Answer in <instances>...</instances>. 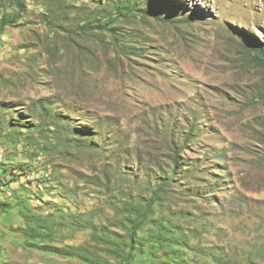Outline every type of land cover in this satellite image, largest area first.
Segmentation results:
<instances>
[{
  "label": "rangeland",
  "instance_id": "rangeland-1",
  "mask_svg": "<svg viewBox=\"0 0 264 264\" xmlns=\"http://www.w3.org/2000/svg\"><path fill=\"white\" fill-rule=\"evenodd\" d=\"M23 2L0 44V167L50 177L0 185V264H85L28 245L16 203L124 233L114 206L173 174L156 216L188 234L181 264H264V0Z\"/></svg>",
  "mask_w": 264,
  "mask_h": 264
},
{
  "label": "trees",
  "instance_id": "trees-1",
  "mask_svg": "<svg viewBox=\"0 0 264 264\" xmlns=\"http://www.w3.org/2000/svg\"><path fill=\"white\" fill-rule=\"evenodd\" d=\"M7 1L13 2L19 10L5 12ZM129 2L119 4L116 6L117 10L122 14L130 7ZM25 9L23 0H0V44L4 43L2 36L5 34L6 28L22 19ZM93 19L95 20V18ZM108 20L105 24L111 27L114 22L113 18ZM257 45L256 43L253 46V53L256 57L264 60L263 47L259 46L258 48ZM257 97L264 100V85L258 90ZM39 103L43 109H46L45 103L42 101ZM69 134L73 139H76V136H82L73 130H70ZM33 163L31 161L22 162L17 165L16 169L13 167L10 171L7 169V165L10 163L4 162L2 165L5 167H0V185L4 188L11 187L12 183H23V181L33 184L37 180L47 181L50 177V172L47 169L43 170L42 178L36 177L33 181L25 180L27 174L34 171ZM173 179L174 174L168 180L160 182L158 188L145 201L135 202V199L129 194L122 204L114 206L116 214L122 216L112 224V227H119L125 230L124 233L105 226L99 227V224L93 222L96 213L90 215L87 224H82L83 214L76 216L75 213L62 209L43 214L29 204L28 198L16 203L13 207L6 208L10 207L9 211L19 209L21 222L17 231L25 235L28 245L43 251L77 258L85 264H135L139 258L143 257L147 259L144 264H181L184 255L181 248H186V243L189 240L188 234L182 224L175 223L165 216H156L157 210L163 209V203L166 201L162 191L172 183ZM65 229L73 232L91 230L89 242L77 246L58 245L62 237H67L64 234L59 237L60 232ZM110 257L113 258L109 259Z\"/></svg>",
  "mask_w": 264,
  "mask_h": 264
},
{
  "label": "bare ground",
  "instance_id": "bare-ground-1",
  "mask_svg": "<svg viewBox=\"0 0 264 264\" xmlns=\"http://www.w3.org/2000/svg\"><path fill=\"white\" fill-rule=\"evenodd\" d=\"M33 173H28L25 179H32L33 178ZM49 176V174H47ZM47 177V176H46Z\"/></svg>",
  "mask_w": 264,
  "mask_h": 264
}]
</instances>
